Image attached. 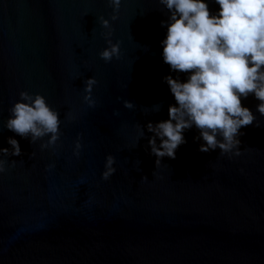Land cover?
I'll use <instances>...</instances> for the list:
<instances>
[{"label":"water","instance_id":"95a60500","mask_svg":"<svg viewBox=\"0 0 264 264\" xmlns=\"http://www.w3.org/2000/svg\"><path fill=\"white\" fill-rule=\"evenodd\" d=\"M170 15L159 0H122L118 13L108 0H0V149L12 150L11 137L22 152L0 154V264H264V115L254 94L241 97L256 120L240 129V156L200 152L195 126L175 159L156 167L151 155L147 125L176 104L164 78L191 75L164 63ZM100 17L120 44L111 62L100 58L109 47ZM90 78L95 107L84 102ZM25 91L59 113L55 147L6 128ZM109 155L116 172L105 181Z\"/></svg>","mask_w":264,"mask_h":264},{"label":"clouds","instance_id":"9594fccd","mask_svg":"<svg viewBox=\"0 0 264 264\" xmlns=\"http://www.w3.org/2000/svg\"><path fill=\"white\" fill-rule=\"evenodd\" d=\"M118 13L122 0H108ZM171 13L167 22V37L162 41L164 63L171 70L191 73L187 82L166 76L176 104L169 107V119L157 124L148 123L147 130L154 135L149 140L151 155L157 157L156 167L164 157L176 158L178 148L186 143L183 133L195 126L205 142L199 148L208 153L219 148L221 155L240 156L243 135L240 129L250 126L256 117L242 106L241 97L254 94L261 103L258 112L264 115V0H215L220 11L212 15L205 0H159ZM113 21L117 15L111 17ZM101 26L108 29L104 37L109 45L100 58L111 62L120 58V44L111 40L112 27L109 20L99 18ZM162 27L165 23L162 22ZM98 81H85L84 102L95 107L93 89ZM20 101L9 110L6 128L24 139L30 137L32 144L49 137L41 149L55 147L61 132L59 113L53 110L42 95L20 93ZM128 109L134 104L124 101ZM161 108H158L159 112ZM257 127H259L257 125ZM143 128L140 136H144ZM218 137L222 138L218 139ZM157 139L160 143L157 144ZM7 148L0 149L5 156H21L19 142L9 137ZM82 145L79 140L75 155L79 157ZM235 150V151H234ZM31 156H35L33 152ZM7 161L0 160V173H4ZM16 161L13 160V166ZM116 160L106 158L103 180H109L116 172ZM52 167V166H50ZM147 180L145 176L143 178Z\"/></svg>","mask_w":264,"mask_h":264}]
</instances>
